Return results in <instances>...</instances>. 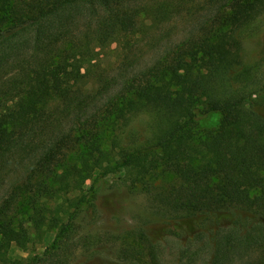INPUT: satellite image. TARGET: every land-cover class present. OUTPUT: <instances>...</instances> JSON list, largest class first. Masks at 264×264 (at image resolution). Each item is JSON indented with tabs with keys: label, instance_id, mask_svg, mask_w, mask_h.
Masks as SVG:
<instances>
[{
	"label": "trees",
	"instance_id": "16d2710c",
	"mask_svg": "<svg viewBox=\"0 0 264 264\" xmlns=\"http://www.w3.org/2000/svg\"><path fill=\"white\" fill-rule=\"evenodd\" d=\"M263 18L264 0H0V46L28 32L33 46L0 59V187L42 175L24 220L0 204V264H51L115 172L185 188L172 258L149 243L142 264H264V79H241L239 41ZM202 100L222 118L199 133ZM117 250L120 264L134 248Z\"/></svg>",
	"mask_w": 264,
	"mask_h": 264
},
{
	"label": "rangeland",
	"instance_id": "374dc122",
	"mask_svg": "<svg viewBox=\"0 0 264 264\" xmlns=\"http://www.w3.org/2000/svg\"><path fill=\"white\" fill-rule=\"evenodd\" d=\"M81 1L93 4L97 0ZM86 6L85 4L82 7ZM79 13L81 14L79 18L76 13L74 19L81 25L83 15H87L86 18L91 17L93 10L86 7ZM28 38L29 32L19 34L0 46V59L1 57L4 59L1 67L5 69L18 55L23 56L31 52L33 46L31 42H26ZM239 41L240 67L244 70L241 79H264V18L242 31ZM107 57H113L111 52H108ZM85 84L92 86L93 82L90 80ZM124 111L127 115V110ZM196 111V131L202 133L219 127L221 112L207 110L203 100L196 105ZM75 151L76 149L71 147L66 158L61 159L69 160ZM27 175L18 174L17 181L13 177L0 187V204L3 202L1 205H4L6 213L15 215L14 217L19 220H24L30 211L28 205L32 186L42 177L40 173L33 174L31 178ZM92 181L88 180L86 187ZM11 182L17 183L14 185ZM128 188L119 172L95 179L92 189L94 208L90 209L88 215L87 211L82 213L84 219L81 226L69 238L58 256L51 257V264H116L120 257L117 247L122 240L130 244L134 250L126 254L120 253L123 257L120 264H142L146 253L145 246L149 243L158 247L159 254L171 259L175 237L170 231L171 225L177 219H174L175 221L169 219H173L172 215L177 211L182 215L190 211L187 203L183 201L185 188L182 181L170 172H156L145 187L139 186L134 190ZM183 218L185 217L182 216L180 220H184ZM52 238L53 232L47 233L43 241L36 244L35 252H40L42 246L47 245ZM99 241L102 243L96 248L95 244ZM29 252L15 248L12 255L26 256Z\"/></svg>",
	"mask_w": 264,
	"mask_h": 264
}]
</instances>
